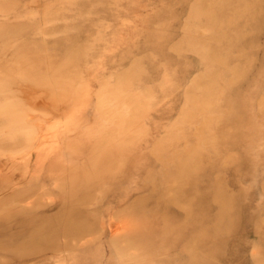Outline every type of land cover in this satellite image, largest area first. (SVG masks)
Instances as JSON below:
<instances>
[{"label": "rangeland", "instance_id": "1", "mask_svg": "<svg viewBox=\"0 0 264 264\" xmlns=\"http://www.w3.org/2000/svg\"><path fill=\"white\" fill-rule=\"evenodd\" d=\"M0 264H264V0H0Z\"/></svg>", "mask_w": 264, "mask_h": 264}]
</instances>
